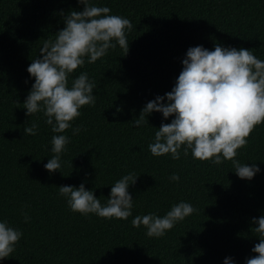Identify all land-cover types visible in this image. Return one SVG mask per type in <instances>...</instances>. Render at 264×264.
<instances>
[{
  "label": "trees",
  "instance_id": "trees-1",
  "mask_svg": "<svg viewBox=\"0 0 264 264\" xmlns=\"http://www.w3.org/2000/svg\"><path fill=\"white\" fill-rule=\"evenodd\" d=\"M92 2L131 21L129 51L117 46L72 74L87 71L96 101L80 109L73 125L82 126L79 134L66 130L71 142L61 171L50 174L44 164L53 155V133L42 113L28 116L23 108L34 83L27 68L44 40L64 27L62 14L84 5L0 0V219L23 233L0 264H223L225 257L245 264L257 255L251 249L260 239L252 231L253 218L264 216V122L238 149L236 159L261 169L248 180L236 175L230 160L215 165L193 159L190 150L186 156L181 150L180 159L151 155L148 144L156 128L173 117L154 112L142 127L132 121L148 101L172 90L190 47H243L264 60V0ZM33 122L39 126L36 135H24ZM129 171L140 176L129 187L135 201L127 220L84 216L58 195L59 186L84 183L104 204L111 184ZM172 173L180 180L170 181ZM181 200L197 210L166 235L150 238L143 226L131 225L135 215L163 216Z\"/></svg>",
  "mask_w": 264,
  "mask_h": 264
},
{
  "label": "clouds",
  "instance_id": "clouds-1",
  "mask_svg": "<svg viewBox=\"0 0 264 264\" xmlns=\"http://www.w3.org/2000/svg\"><path fill=\"white\" fill-rule=\"evenodd\" d=\"M78 2L84 5L83 10L62 14L64 27L55 33L54 39L44 40L39 55L27 68L34 83L23 108L28 116L42 113L53 133L50 140L53 155L44 164L50 174L61 171V156L71 142L66 130L71 129L72 135L79 134L82 126L73 125L81 115L80 109L96 101L93 91L96 84L87 71L72 74L117 46L127 54V34L134 27L127 17L112 14L106 5L98 6L92 0ZM182 65L172 90L148 101L139 117L132 121L133 126L148 124L145 116L154 112L162 113L164 119L173 117L170 123L162 122L156 128L148 144L151 155L180 159L181 150L185 156L190 150L193 159L215 165L230 160L239 178L251 180L261 169L256 163L242 164L236 157L238 149L248 143L254 127L264 122V60L252 50L216 44L214 50L202 45L190 47ZM120 111L117 108L113 115ZM38 127L35 122L24 127V135H36ZM139 176L129 171L114 181L104 204L84 183L78 187L59 186L58 195L66 200L71 211L84 216L95 214L105 219L127 220L132 216L135 201L129 187ZM169 180L179 181L180 176L172 173ZM196 210L191 203L181 200L163 216L153 212L135 215L131 225L143 226L148 237L159 238ZM21 215L25 222L30 220L26 212ZM253 223L257 226L252 231L260 239L251 251L257 255L247 258L245 264H264V216L254 217ZM22 236L19 228L7 219H0V261L11 256ZM223 264L235 261L225 257Z\"/></svg>",
  "mask_w": 264,
  "mask_h": 264
}]
</instances>
